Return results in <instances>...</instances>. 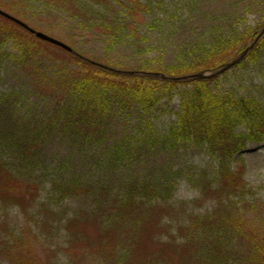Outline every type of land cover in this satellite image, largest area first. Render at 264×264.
<instances>
[{
	"label": "rangeland",
	"instance_id": "obj_1",
	"mask_svg": "<svg viewBox=\"0 0 264 264\" xmlns=\"http://www.w3.org/2000/svg\"><path fill=\"white\" fill-rule=\"evenodd\" d=\"M73 1L84 9V17L51 0L0 3L10 4L14 12L25 14L30 27L72 46L86 57L110 56L126 69L138 68L147 60H153L160 69L184 66L194 62L215 40L244 35L264 25V0H140L148 11L137 13L135 19L119 7L123 14L117 15L124 19L126 30L110 49L107 37L94 28L100 18L92 10L99 9L87 0ZM130 25L136 27L137 34L129 30ZM45 49L37 72L30 68V63L23 65L15 59V44L9 42L1 47L0 55L5 57L0 58V107L4 110L0 112V129L5 125L12 127L11 117L31 126L52 117L56 92H51V87L56 85L59 71L78 67L61 51ZM210 87L221 95L255 98L264 106V51L257 63H245L218 77ZM161 106L162 110L153 116L143 115L137 105L130 111L116 106L107 119L105 140L99 144L92 145L88 139L83 145V138L72 133L53 135L43 148L40 166L33 172L28 169L30 172L15 174L37 187L36 199L27 198L24 209L0 202V240L8 243L11 250L0 255V264H15V255L23 257L25 264L32 259L38 264H73L68 253V225L70 231L74 229L70 221L83 214H94L97 222L105 220L109 215L105 214L123 198L125 188L131 184L160 188L162 201L146 202L143 213L146 219H154L157 213V240L161 243L174 240L179 228L188 226L190 218L211 214L217 204L210 198L207 182L216 178L217 162L206 148L191 144L169 149L154 147L142 136L147 132L149 119L158 132L173 125V112L179 109L180 97L165 99ZM240 158L251 189L249 203L254 207L240 213L264 235V143L249 145ZM82 184L90 191L88 194L82 192ZM64 187H75L76 192L67 195L62 191ZM15 193H23L24 198L27 195L18 189ZM96 227L91 222L89 232L94 234ZM97 259L94 264H104Z\"/></svg>",
	"mask_w": 264,
	"mask_h": 264
},
{
	"label": "trees",
	"instance_id": "obj_2",
	"mask_svg": "<svg viewBox=\"0 0 264 264\" xmlns=\"http://www.w3.org/2000/svg\"><path fill=\"white\" fill-rule=\"evenodd\" d=\"M51 1L59 7L67 6L76 16H85L84 9L73 0ZM87 1L99 9L92 10L100 18L94 28L107 37L110 49L126 30L124 19L117 15L123 14L119 7L133 19L139 15L137 13L148 11L140 0ZM6 5L0 3V10L29 23L25 14L16 13L13 6ZM128 28L138 33L134 25ZM263 28L261 25L244 35L215 40L194 62L184 66L160 69L153 60H147L138 68L126 69L110 56L89 58L72 46L75 54L69 53L0 16V49L9 42L15 44V59L17 57L23 65L30 63L29 67L38 72L43 51L51 48L64 53L78 67L59 71L58 81L51 87V92L56 93L50 119L31 126L11 117L12 127H1L0 202L14 203L24 209L27 198L36 199L37 187L23 182L15 174L33 172L40 166L43 148L56 133L78 135L83 138V145L88 139V142L92 140V145L99 144L105 140L107 119L116 106L130 111L137 105L143 115L153 116L162 110V101L168 98L172 101L174 95H178L180 106L173 112L176 117L173 125L167 131L158 132L149 119L146 121L147 132L142 136L154 147L169 149L191 144L206 148L217 162L216 178L207 182L210 198L216 201L217 208L202 218H190L188 226H181L174 240L161 243L157 240L160 232L157 213L153 215L154 219H146L143 213L146 202L162 201L160 188L128 185L123 198L105 214H109L105 220L97 217V222L94 214H83L70 221L74 229L70 231L68 225L71 236L69 259L73 264H94L97 258L104 264H264V235L252 228L240 213L242 209H254L249 203L251 189L245 180V166L240 156L249 145L264 143V106L255 98L221 95L210 87L218 77L245 63H257L264 51V35L239 64L222 74L208 80H174L199 72H212L233 61L256 40ZM4 57L5 54L0 55L1 60ZM0 112L4 113L1 107ZM84 188L82 184V192L88 194L90 191ZM17 189L28 196L16 194ZM62 191L69 195L76 192V188L64 187ZM91 222L97 225L94 234L89 232ZM8 251H11L8 243L0 240V255H6ZM12 261L25 264L23 257L16 255ZM33 262L32 259L26 264H38Z\"/></svg>",
	"mask_w": 264,
	"mask_h": 264
},
{
	"label": "water",
	"instance_id": "obj_3",
	"mask_svg": "<svg viewBox=\"0 0 264 264\" xmlns=\"http://www.w3.org/2000/svg\"><path fill=\"white\" fill-rule=\"evenodd\" d=\"M0 16L8 19L9 21L14 22L15 24L22 27L23 29H25L29 33L33 34L38 39H40L44 42H47L49 44H52L54 46H57V47L65 50L69 53L75 54L74 50L71 47H69L67 44H65V43L47 35V34H44L42 32H39L37 30L32 29L29 25H27L26 23L22 22L21 20L15 18L14 16L8 14L7 12L0 10ZM263 35H264V28L261 30V32L258 35V37L256 38V40L240 56H238L233 61L223 65L221 68H219L215 71H212V72H199L196 74H191V75H186L183 77L174 78V80H208V79L214 78L215 76H217L219 74L224 73L225 71H227V70L233 68L234 66H236L237 64H239L245 58V56L254 48V46L259 42V40L263 37ZM97 65L102 67V68L109 69L103 65H99V64H97ZM153 76L165 78V76L160 75V74H153Z\"/></svg>",
	"mask_w": 264,
	"mask_h": 264
}]
</instances>
